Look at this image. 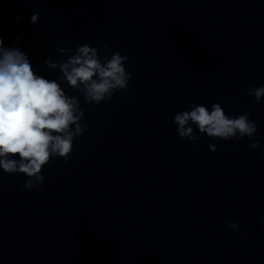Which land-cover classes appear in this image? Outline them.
<instances>
[{
  "label": "clouds",
  "instance_id": "9594fccd",
  "mask_svg": "<svg viewBox=\"0 0 264 264\" xmlns=\"http://www.w3.org/2000/svg\"><path fill=\"white\" fill-rule=\"evenodd\" d=\"M38 21L39 14L34 13L30 23ZM58 51L73 53L71 48ZM104 51H109L108 45H104ZM127 59L115 52L102 62L99 49L84 44L66 60L56 63L49 57L45 64L50 69L58 68L59 79L81 92L85 102L100 104L111 101L118 90L127 91L131 78L124 66ZM247 95L260 103L264 86L249 85ZM83 116L75 96H69L56 80L38 75L27 55L19 47H5L0 37V168L5 173L24 174L29 178L24 189L39 192L44 181L42 169L51 158L58 156L65 162L70 158L74 138L84 133L85 125L80 122ZM173 123L181 140L192 142L200 139L192 125L200 134L225 141L252 140L258 134L249 114L230 117L220 103H213L211 109L193 104L191 110L176 113ZM258 147L259 141L248 144L250 150ZM209 148L217 151L215 144H209ZM259 222L264 224V217ZM226 224L238 228L236 222Z\"/></svg>",
  "mask_w": 264,
  "mask_h": 264
}]
</instances>
